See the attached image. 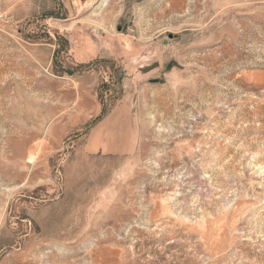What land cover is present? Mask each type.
Wrapping results in <instances>:
<instances>
[{
    "label": "rangeland",
    "instance_id": "obj_1",
    "mask_svg": "<svg viewBox=\"0 0 264 264\" xmlns=\"http://www.w3.org/2000/svg\"><path fill=\"white\" fill-rule=\"evenodd\" d=\"M0 264H264V0H0Z\"/></svg>",
    "mask_w": 264,
    "mask_h": 264
}]
</instances>
